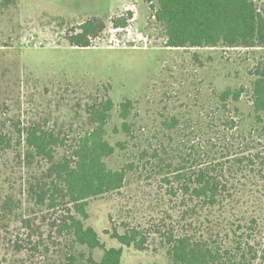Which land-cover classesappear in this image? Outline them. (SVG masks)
<instances>
[{"label": "trees", "instance_id": "1", "mask_svg": "<svg viewBox=\"0 0 264 264\" xmlns=\"http://www.w3.org/2000/svg\"><path fill=\"white\" fill-rule=\"evenodd\" d=\"M145 1L167 47L264 48V0ZM17 3L0 0V10ZM132 18L127 11L111 22L125 28ZM106 26L105 18L89 17L67 41L91 47ZM248 92L246 113L239 104ZM215 105L163 114L162 133L152 136L141 112L133 115V99L116 103L109 94L82 107L80 131L24 126L3 113L0 236L14 222L32 227L30 208L51 213L50 226L65 236L70 259L78 260L79 252L85 264H122L126 247L144 251L152 244L169 264H264V70L249 86L220 92ZM110 126L121 136L115 141ZM115 158L118 166L111 164ZM123 190L148 201L152 219L146 233L121 209L122 220L110 233L120 245L107 248L87 222L90 200Z\"/></svg>", "mask_w": 264, "mask_h": 264}, {"label": "rangeland", "instance_id": "2", "mask_svg": "<svg viewBox=\"0 0 264 264\" xmlns=\"http://www.w3.org/2000/svg\"><path fill=\"white\" fill-rule=\"evenodd\" d=\"M127 11L133 13L128 26L115 28L111 20ZM92 16L105 18V30L91 47L70 46L67 33ZM152 19L145 0H18L0 10V117L6 118L7 112L15 121L21 118L24 126L80 131L82 107L109 94L116 103L133 99L137 107L133 115L141 112L138 117L152 136L161 132V115H185L198 104L205 111L216 106L220 92L247 87L264 70V48L167 47L161 27ZM128 41L135 46H127ZM239 105L248 112L249 92ZM108 131L113 141L121 137L112 126ZM117 158L112 165H119ZM140 197L123 190L90 200L87 222L107 248L120 245L110 233L122 220L121 209L124 215L128 210L147 233L153 211ZM25 211L33 225L14 222L8 234L0 236V264H85L79 252L78 260L70 259L71 246L50 226V212ZM93 253L100 259L103 250ZM122 264H169V260L152 244L144 251L126 247Z\"/></svg>", "mask_w": 264, "mask_h": 264}, {"label": "water", "instance_id": "3", "mask_svg": "<svg viewBox=\"0 0 264 264\" xmlns=\"http://www.w3.org/2000/svg\"><path fill=\"white\" fill-rule=\"evenodd\" d=\"M127 46L131 47V46H135V42L134 41H128L126 43Z\"/></svg>", "mask_w": 264, "mask_h": 264}]
</instances>
